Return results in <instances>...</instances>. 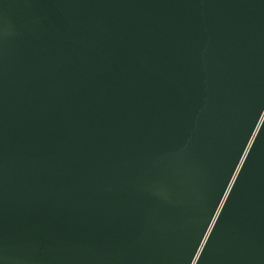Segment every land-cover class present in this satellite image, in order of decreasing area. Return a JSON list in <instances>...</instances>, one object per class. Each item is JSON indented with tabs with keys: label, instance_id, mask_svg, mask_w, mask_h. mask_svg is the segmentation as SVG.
Listing matches in <instances>:
<instances>
[{
	"label": "water",
	"instance_id": "95a60500",
	"mask_svg": "<svg viewBox=\"0 0 264 264\" xmlns=\"http://www.w3.org/2000/svg\"><path fill=\"white\" fill-rule=\"evenodd\" d=\"M0 264H264V0H0Z\"/></svg>",
	"mask_w": 264,
	"mask_h": 264
}]
</instances>
